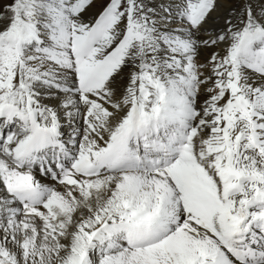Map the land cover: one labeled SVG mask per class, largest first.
Returning <instances> with one entry per match:
<instances>
[{
  "label": "snow or ice",
  "instance_id": "1",
  "mask_svg": "<svg viewBox=\"0 0 264 264\" xmlns=\"http://www.w3.org/2000/svg\"><path fill=\"white\" fill-rule=\"evenodd\" d=\"M0 264H264V0L0 4Z\"/></svg>",
  "mask_w": 264,
  "mask_h": 264
},
{
  "label": "bare ground",
  "instance_id": "2",
  "mask_svg": "<svg viewBox=\"0 0 264 264\" xmlns=\"http://www.w3.org/2000/svg\"><path fill=\"white\" fill-rule=\"evenodd\" d=\"M11 0H0V4H6V3H10ZM96 11V7H93L92 9H89L88 12L85 13V18H90V15ZM206 55H208V52H202V55H201V59H203ZM46 103H50V104H55L56 101L53 99V100H46L45 101ZM77 122L81 124L82 126V121L79 120V118H77ZM37 178L38 179H41L42 182L44 183H49L51 184L52 181L50 179H46V178H42L39 176V174H37Z\"/></svg>",
  "mask_w": 264,
  "mask_h": 264
},
{
  "label": "rangeland",
  "instance_id": "3",
  "mask_svg": "<svg viewBox=\"0 0 264 264\" xmlns=\"http://www.w3.org/2000/svg\"><path fill=\"white\" fill-rule=\"evenodd\" d=\"M95 7V6H94Z\"/></svg>",
  "mask_w": 264,
  "mask_h": 264
}]
</instances>
